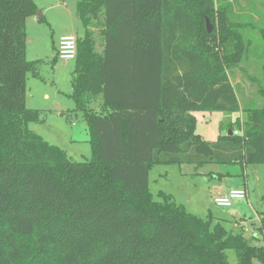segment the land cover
<instances>
[{
    "label": "trees",
    "instance_id": "16d2710c",
    "mask_svg": "<svg viewBox=\"0 0 264 264\" xmlns=\"http://www.w3.org/2000/svg\"><path fill=\"white\" fill-rule=\"evenodd\" d=\"M231 3L76 0L83 30L69 96L92 156L73 161L28 126L42 113L26 105V22L38 9L0 0V264H230L229 249L237 264L264 261V244L148 186L154 164L264 166V61L260 77L243 72L262 104L245 102L233 79L252 63H242L247 43ZM194 111L244 113V126L240 116L221 121L206 141Z\"/></svg>",
    "mask_w": 264,
    "mask_h": 264
},
{
    "label": "rangeland",
    "instance_id": "374dc122",
    "mask_svg": "<svg viewBox=\"0 0 264 264\" xmlns=\"http://www.w3.org/2000/svg\"><path fill=\"white\" fill-rule=\"evenodd\" d=\"M39 7L47 0H34ZM238 28L243 34L247 51L242 60L251 62V68L240 65L235 68L238 93L245 102L254 98L258 105L262 98L256 92V80L245 75L260 77L264 61V40L260 30L264 29V0H232ZM240 1V8H237ZM43 14L42 10H39ZM27 25L31 37L25 47V56L33 61L32 70L27 72L26 105L40 109V121L29 123V128L48 143L58 146L73 161H86L92 156L90 130L82 111L74 109L69 96L74 61L56 58L58 38L67 33L80 35L82 25L76 16V0H67L62 8L47 12L43 21ZM206 26V23H205ZM237 28V26H236ZM244 67V69H243ZM244 72V74H243ZM254 102V101H252ZM196 130L206 141H214L219 133L221 121H231L240 116L244 126V113L194 111ZM242 115V116H241ZM204 129V132L201 130ZM239 132L240 130L237 129ZM247 183L249 198L235 199L230 207H218L214 197L229 189ZM148 186L153 196L162 191L171 195L184 208L203 219L223 225L227 231L241 233L251 245L262 246L263 235L259 229L258 214L264 211V166L261 164L241 165L239 163L218 164L191 163L154 164L148 171ZM230 264H237L235 251H226ZM251 264H264L253 258Z\"/></svg>",
    "mask_w": 264,
    "mask_h": 264
},
{
    "label": "built area",
    "instance_id": "2783aa9c",
    "mask_svg": "<svg viewBox=\"0 0 264 264\" xmlns=\"http://www.w3.org/2000/svg\"><path fill=\"white\" fill-rule=\"evenodd\" d=\"M57 58L62 61H75L77 56V36L74 33H67L59 38L57 50ZM239 134L238 130L233 131ZM246 199L247 190L245 188H232L224 193H219L214 197V203L218 207H230L235 199Z\"/></svg>",
    "mask_w": 264,
    "mask_h": 264
},
{
    "label": "crops",
    "instance_id": "0c3cea01",
    "mask_svg": "<svg viewBox=\"0 0 264 264\" xmlns=\"http://www.w3.org/2000/svg\"><path fill=\"white\" fill-rule=\"evenodd\" d=\"M34 1V0H33ZM65 2H67V0H47L45 3H42L43 5H41L42 7H39L38 5H37V3H36V1H34V3H35V5H36V7H37V13H39V10H42L43 11V14H40V16L39 17H37V15L36 16H32V17H29L28 19H27V22H26V27H27V25L28 26H33V27H37L36 25H38V23H40L39 21H38V18H40L41 16H43V18H45V14L47 15V12H49V11H53V10H57L58 8H62V6L63 5H65ZM235 6V5H234ZM237 8L238 9H241L240 8V1H238V4H237ZM233 13H235V14H237V13H239V12H237L236 13V9L234 8V10H233ZM26 31H27V28H26ZM26 35H27V33H26ZM62 36V35H61ZM61 36H59V38L61 37ZM59 38H58V41H59ZM30 39H31V37H29L28 35H27V41H29L30 42ZM97 107V106H96ZM205 112V111H204ZM203 132H204V129H201ZM237 188H245L246 190H247V200H248V198H249V194H248V189H249V187H248V185H247V183L246 182H244V184L242 185V186H239V187H237ZM223 193V192H222ZM219 194V193H218Z\"/></svg>",
    "mask_w": 264,
    "mask_h": 264
},
{
    "label": "water",
    "instance_id": "95a60500",
    "mask_svg": "<svg viewBox=\"0 0 264 264\" xmlns=\"http://www.w3.org/2000/svg\"><path fill=\"white\" fill-rule=\"evenodd\" d=\"M39 16H40V14L37 13V17H39ZM205 23H206V30H207V32H210L212 30V25L210 24V22L208 21V19H206ZM231 133H232V131L229 130L228 131V134H231Z\"/></svg>",
    "mask_w": 264,
    "mask_h": 264
}]
</instances>
